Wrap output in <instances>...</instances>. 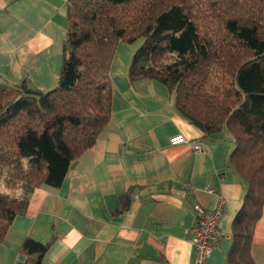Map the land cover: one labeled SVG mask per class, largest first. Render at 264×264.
<instances>
[{
	"label": "trees",
	"instance_id": "trees-1",
	"mask_svg": "<svg viewBox=\"0 0 264 264\" xmlns=\"http://www.w3.org/2000/svg\"><path fill=\"white\" fill-rule=\"evenodd\" d=\"M65 19L52 89L0 82V244L33 190L59 187L94 144L111 118L116 46L141 40L129 81L163 85L203 137L224 133L225 164L245 184L227 264H254L250 244L264 203V0H67ZM49 244L25 237L19 251L40 264Z\"/></svg>",
	"mask_w": 264,
	"mask_h": 264
},
{
	"label": "crops",
	"instance_id": "crops-1",
	"mask_svg": "<svg viewBox=\"0 0 264 264\" xmlns=\"http://www.w3.org/2000/svg\"><path fill=\"white\" fill-rule=\"evenodd\" d=\"M67 0H0V82L52 88L62 63ZM132 48L116 46L109 69L111 118L57 188L29 195L0 244V264H27L25 237L50 244L40 264H191L193 206L221 201V238L205 264H227L231 222L245 184L225 164L223 132L203 137L160 83L130 82ZM187 142L171 143L175 136ZM190 143L199 144L195 151ZM208 190H212L211 193ZM129 203L123 204V196ZM250 256L264 264V203Z\"/></svg>",
	"mask_w": 264,
	"mask_h": 264
},
{
	"label": "built area",
	"instance_id": "built-area-1",
	"mask_svg": "<svg viewBox=\"0 0 264 264\" xmlns=\"http://www.w3.org/2000/svg\"><path fill=\"white\" fill-rule=\"evenodd\" d=\"M187 142L180 135L171 139V143ZM195 151H201L202 147L199 144L190 143ZM209 193L212 190H208ZM222 202L220 201L213 210H206L198 204L193 206L195 211L196 222L190 229L191 242L195 249L191 264H205L206 258L210 255L214 245L221 238V232L218 227V221L221 213Z\"/></svg>",
	"mask_w": 264,
	"mask_h": 264
},
{
	"label": "rangeland",
	"instance_id": "rangeland-1",
	"mask_svg": "<svg viewBox=\"0 0 264 264\" xmlns=\"http://www.w3.org/2000/svg\"><path fill=\"white\" fill-rule=\"evenodd\" d=\"M141 43V40H137L136 42H134V43H132V44H127V43H125L126 45H128L130 48H132V50H133V52L136 50V48L139 46V44ZM115 51H116V49H115ZM133 52L131 53V56H132V54H133ZM114 54H115V52H114ZM131 56H130V59H131ZM112 60V59H111ZM111 63V62H110ZM58 76V75H57ZM57 78V77H56ZM22 80H24V79H22ZM21 80V81H22ZM20 81V82H21ZM137 81V80H136ZM56 84V80H55V82H54V85ZM54 85L52 86V88L54 87ZM52 88H50V89H52ZM171 101L173 102V98L171 97Z\"/></svg>",
	"mask_w": 264,
	"mask_h": 264
}]
</instances>
